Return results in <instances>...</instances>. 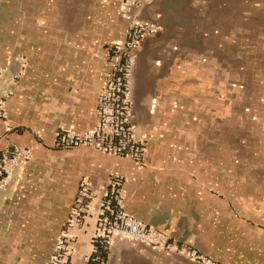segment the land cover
<instances>
[{"label":"crops","instance_id":"0c3cea01","mask_svg":"<svg viewBox=\"0 0 264 264\" xmlns=\"http://www.w3.org/2000/svg\"><path fill=\"white\" fill-rule=\"evenodd\" d=\"M124 10L125 0H0V96L11 91L0 152H33L0 200V264H49L63 235L70 264H93L113 174L127 212L206 260L118 239L105 264H264V0L137 5V18L161 26L142 37L132 78L143 167L56 144L59 131L97 122ZM83 181L90 206L69 226Z\"/></svg>","mask_w":264,"mask_h":264},{"label":"built area","instance_id":"2783aa9c","mask_svg":"<svg viewBox=\"0 0 264 264\" xmlns=\"http://www.w3.org/2000/svg\"><path fill=\"white\" fill-rule=\"evenodd\" d=\"M150 0H125L123 17L129 21L124 41L109 48L111 69L98 99L95 125L84 133L74 130H63L57 133L56 144L63 147L87 146L111 156L124 158L137 163L140 167L146 164V138L137 133L135 112L132 100V78L136 63V47L146 33H154L160 26L156 22H148L135 16V10L141 2ZM10 58V57H9ZM23 67L27 58L20 56ZM5 67L0 66V77ZM11 94L6 91L0 96V117H6L5 101ZM33 152L30 147L15 145L0 152V200L3 192L14 179L15 170L28 163ZM123 176H110L108 192L103 198L97 224V242L107 250L118 239H133L143 244L163 248L169 252H177L197 261L206 257L197 249L179 244L167 233L156 226L148 224L124 207ZM92 192L89 182L83 181L79 194L68 219V225L80 223L90 206ZM70 242L63 235L57 242L49 264H70ZM101 264H105L102 260Z\"/></svg>","mask_w":264,"mask_h":264},{"label":"trees","instance_id":"16d2710c","mask_svg":"<svg viewBox=\"0 0 264 264\" xmlns=\"http://www.w3.org/2000/svg\"><path fill=\"white\" fill-rule=\"evenodd\" d=\"M106 257H107V249L101 244L97 243L95 253L92 255L91 258L92 263L101 264L102 260L105 262Z\"/></svg>","mask_w":264,"mask_h":264},{"label":"flooded vegetation","instance_id":"af4514ba","mask_svg":"<svg viewBox=\"0 0 264 264\" xmlns=\"http://www.w3.org/2000/svg\"><path fill=\"white\" fill-rule=\"evenodd\" d=\"M159 26H160V24H159ZM160 29H161V26H160L159 30ZM156 32H154V33H156ZM142 41H143V38L141 39V41L139 42L138 46L136 47V53H137V55H138L139 48L141 47ZM134 71H135V67H134V70H133V74H134ZM132 100H133V108H134V112H135V106H134L135 105V102H134V99H133V95H132ZM134 120H135V118H134Z\"/></svg>","mask_w":264,"mask_h":264},{"label":"rangeland","instance_id":"374dc122","mask_svg":"<svg viewBox=\"0 0 264 264\" xmlns=\"http://www.w3.org/2000/svg\"><path fill=\"white\" fill-rule=\"evenodd\" d=\"M157 32H158V31H157ZM147 35H149V33L144 34L143 37H146ZM137 62H138V55H137V58H136L135 68H136Z\"/></svg>","mask_w":264,"mask_h":264}]
</instances>
